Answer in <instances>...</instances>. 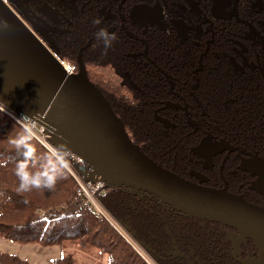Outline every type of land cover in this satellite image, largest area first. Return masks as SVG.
I'll return each instance as SVG.
<instances>
[{
  "label": "flooded vegetation",
  "instance_id": "1",
  "mask_svg": "<svg viewBox=\"0 0 264 264\" xmlns=\"http://www.w3.org/2000/svg\"><path fill=\"white\" fill-rule=\"evenodd\" d=\"M1 1L52 52L34 27L51 37L66 14L84 7L107 29L143 45L131 56L137 60L135 77L145 93L159 92L150 101L152 119L173 148L184 151L182 178L224 188L264 208V0H161V17L148 12L152 0ZM149 38L173 46L176 72L148 56ZM170 56L162 50L158 57L164 63ZM194 62L188 80L186 69ZM130 84L140 90L131 80ZM177 215L195 229L187 243L177 238L166 247L165 255L177 264H264V252L251 240H242L237 230ZM143 248L156 261L166 259Z\"/></svg>",
  "mask_w": 264,
  "mask_h": 264
},
{
  "label": "trees",
  "instance_id": "2",
  "mask_svg": "<svg viewBox=\"0 0 264 264\" xmlns=\"http://www.w3.org/2000/svg\"><path fill=\"white\" fill-rule=\"evenodd\" d=\"M97 14L84 7L77 13L66 14L51 34L56 57L78 71L77 53L82 50L87 78L109 102L122 120L130 140L161 167L182 177L185 175L183 150L174 149L152 119L151 100L157 89L147 92L136 79V51L143 45L115 31L104 22L97 25ZM106 28L117 39L105 54L103 42L95 33ZM148 56L158 65L176 72L173 46L147 39ZM164 50L171 60L159 59ZM196 62L186 69L190 72ZM113 68L123 77L115 84L97 70ZM130 77V79H128ZM135 83L140 90L130 84ZM134 87V88H133ZM23 138L18 146L16 141ZM176 155V156H175ZM167 157L172 158L170 161ZM174 157H176L174 161ZM41 174L40 186L21 188L18 167ZM151 197V196H150ZM101 203L121 225L146 249L160 258L174 240L187 243L195 232L186 217L167 209L154 198H140L128 191L109 189L100 196ZM0 238L19 245L37 244L41 247L58 246L60 255L52 264H77L78 252L91 262L106 264H146L105 220H101L76 197V186L62 165L28 132L0 111ZM153 255V254H152ZM154 256V255H153ZM157 259L159 264H177L175 258ZM210 262L212 259L207 257ZM0 264H31L14 254L0 251ZM210 264H212L210 262Z\"/></svg>",
  "mask_w": 264,
  "mask_h": 264
},
{
  "label": "water",
  "instance_id": "3",
  "mask_svg": "<svg viewBox=\"0 0 264 264\" xmlns=\"http://www.w3.org/2000/svg\"><path fill=\"white\" fill-rule=\"evenodd\" d=\"M152 3L148 12L161 17V0ZM0 22L8 25H0V105L44 125L45 133L60 149L91 166L87 172L91 178L110 187L145 193L184 216L231 227L242 240H251L264 252V208L224 188L184 179L144 154L87 78L82 49L77 56L79 73L71 75L57 59L52 39L46 41L54 52L47 50L1 0ZM34 29L51 38L44 30Z\"/></svg>",
  "mask_w": 264,
  "mask_h": 264
},
{
  "label": "built area",
  "instance_id": "4",
  "mask_svg": "<svg viewBox=\"0 0 264 264\" xmlns=\"http://www.w3.org/2000/svg\"><path fill=\"white\" fill-rule=\"evenodd\" d=\"M9 10L13 12L22 21V23L30 29V27L19 15H17L12 9ZM31 32L35 37H37L33 30H31ZM68 72L70 73V71ZM0 111L5 113L26 132H28L62 165L70 177H72V179L75 181L77 199L81 200V203L85 205L88 210L92 211L99 219L108 222L109 225H111L113 229L116 230L117 233L131 245V247L146 264H159L145 251L143 246L132 237L127 228L121 225V223H119L101 203L100 196L106 194L109 189L113 190L117 187H110L98 179L91 178L87 173L91 170V166L78 155L60 149L56 145L53 137L45 133L44 125L37 122V120L25 119L3 105H0ZM143 254H146L152 262H150Z\"/></svg>",
  "mask_w": 264,
  "mask_h": 264
},
{
  "label": "crops",
  "instance_id": "5",
  "mask_svg": "<svg viewBox=\"0 0 264 264\" xmlns=\"http://www.w3.org/2000/svg\"><path fill=\"white\" fill-rule=\"evenodd\" d=\"M56 249L60 251L58 246L41 247L37 244L19 245L0 238V251L17 255L31 264H52L53 259L60 255V252L55 251Z\"/></svg>",
  "mask_w": 264,
  "mask_h": 264
},
{
  "label": "clouds",
  "instance_id": "6",
  "mask_svg": "<svg viewBox=\"0 0 264 264\" xmlns=\"http://www.w3.org/2000/svg\"><path fill=\"white\" fill-rule=\"evenodd\" d=\"M95 24H101V20L97 19L94 21ZM3 28H7L8 25L6 22H0ZM95 36L98 40H101L104 45L105 54L109 48H111L113 42L117 39L115 33H110L106 28H100L96 33ZM22 137L19 138L16 143L19 146L22 141ZM17 175L20 177L21 180V188L27 189L29 186H40L41 184V174L40 173H31L27 170L26 167L20 166L17 170Z\"/></svg>",
  "mask_w": 264,
  "mask_h": 264
},
{
  "label": "rangeland",
  "instance_id": "7",
  "mask_svg": "<svg viewBox=\"0 0 264 264\" xmlns=\"http://www.w3.org/2000/svg\"><path fill=\"white\" fill-rule=\"evenodd\" d=\"M81 49V48H80ZM83 50V49H82ZM79 52V51H78ZM77 56H78V53H77ZM61 61V60H60ZM62 63H64V64H66L67 65V67L69 68H73L71 65H69L68 63H66V62H64V61H61ZM79 70V69H78ZM98 72H100V73H102L106 78H108L110 81H112L113 83H115V84H121L122 82H123V77L120 75V74H118L113 68H105V69H103V70H100V69H98L97 70ZM74 73H78V71L77 72H75L74 71V69H73V74ZM10 118V117H9ZM11 119V118H10ZM12 120V119H11ZM71 179H72V177H71ZM72 181L74 182V184H75V181L72 179ZM76 186V185H75ZM116 189H120V188H116ZM167 207V206H166ZM167 209H169L170 210V208L169 207H167ZM55 251H57V252H60L59 251V249H56ZM143 255H145L147 258H148V256L146 255V254H143ZM75 257H76V261H77V264H106L105 263V261H104V259L102 258V262L99 260V262H91V261H89L86 257H83L80 253H76L75 254ZM148 260L150 261V262H152L149 258H148Z\"/></svg>",
  "mask_w": 264,
  "mask_h": 264
},
{
  "label": "bare ground",
  "instance_id": "8",
  "mask_svg": "<svg viewBox=\"0 0 264 264\" xmlns=\"http://www.w3.org/2000/svg\"><path fill=\"white\" fill-rule=\"evenodd\" d=\"M16 16V15H15ZM17 17V16H16ZM18 18V17H17ZM19 19V18H18ZM20 20V19H19ZM21 21V20H20ZM23 24V23H22ZM24 25V24H23ZM25 26V25H24ZM26 27V26H25ZM27 28V27H26ZM28 29V28H27ZM29 30V29H28ZM30 31V30H29ZM31 32V31H30ZM32 33V32H31ZM33 34V33H32ZM41 35H42V37L45 39V41L47 40V39H49V40H51V38H48L44 33H41ZM52 41V43H53V45H54V42H53V40H51ZM47 42V41H46ZM42 44V43H41ZM43 45V44H42ZM44 46V45H43ZM45 47V46H44ZM54 47H55V45H54ZM46 48V47H45ZM47 50H49L48 48H46ZM55 49H56V47H55ZM54 51V50H53ZM80 51V50H79ZM79 53V52H78ZM81 56H82V51H81ZM58 59V58H57ZM83 59V58H82ZM59 60V59H58ZM60 61V60H59ZM61 62V61H60ZM62 63V62H61ZM62 66L64 67V69H66V70H68V71H70V74L71 75H74V74H76V73H74L73 74V69L72 68H68L67 67V65L66 64H64V63H62ZM79 69V68H78ZM78 73H79V70H78ZM77 73V74H78ZM128 135V134H127ZM129 137V136H128ZM130 139V138H129ZM132 142V141H131ZM133 143V142H132ZM170 208V207H169Z\"/></svg>",
  "mask_w": 264,
  "mask_h": 264
}]
</instances>
